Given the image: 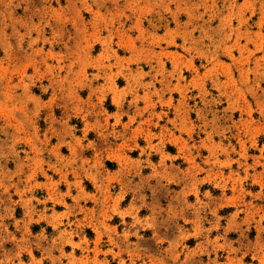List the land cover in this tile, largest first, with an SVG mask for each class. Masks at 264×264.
<instances>
[{"label": "rangeland", "instance_id": "obj_1", "mask_svg": "<svg viewBox=\"0 0 264 264\" xmlns=\"http://www.w3.org/2000/svg\"><path fill=\"white\" fill-rule=\"evenodd\" d=\"M0 264H264V0H0Z\"/></svg>", "mask_w": 264, "mask_h": 264}]
</instances>
